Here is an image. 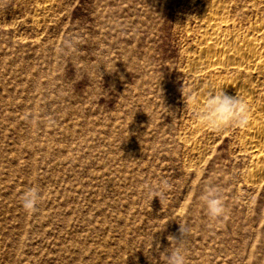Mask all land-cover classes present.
<instances>
[{
  "label": "rangeland",
  "instance_id": "obj_1",
  "mask_svg": "<svg viewBox=\"0 0 264 264\" xmlns=\"http://www.w3.org/2000/svg\"><path fill=\"white\" fill-rule=\"evenodd\" d=\"M215 9L242 37L264 25V0H0V264H167L180 225L186 264H264V78L196 72ZM237 82L252 123L207 129L201 92Z\"/></svg>",
  "mask_w": 264,
  "mask_h": 264
},
{
  "label": "bare ground",
  "instance_id": "obj_2",
  "mask_svg": "<svg viewBox=\"0 0 264 264\" xmlns=\"http://www.w3.org/2000/svg\"><path fill=\"white\" fill-rule=\"evenodd\" d=\"M217 13H220L219 9L213 10L203 18L205 34L203 37V42L200 44L201 48L199 49V54L196 61L197 63L195 64V70H197L196 72L205 73L211 69H230L236 72L237 75H241V73H243L245 74V77L248 78L250 77L249 73L255 71L264 78V52L262 50L264 49V25L253 27L249 30L248 36L242 37L244 34L240 36L236 34L237 32L233 33L232 31L231 33L227 31V27L225 28V21L219 18ZM210 86L205 87L201 92L200 100L198 102L199 108L204 104L209 94L218 91L217 88H211ZM222 89L230 97H235L236 94H238L245 100L247 105H255L258 103L254 99L257 90L251 86L250 83L247 84L244 82H237L235 84H227ZM258 106H261L264 111V99L262 104ZM248 108H250V106ZM260 117L261 119H259L261 121H254L249 128L248 142L251 144L249 146H251L252 151H255L256 154H259V157H263L264 124L262 126V122H264V115H260Z\"/></svg>",
  "mask_w": 264,
  "mask_h": 264
},
{
  "label": "clouds",
  "instance_id": "obj_3",
  "mask_svg": "<svg viewBox=\"0 0 264 264\" xmlns=\"http://www.w3.org/2000/svg\"><path fill=\"white\" fill-rule=\"evenodd\" d=\"M198 116L205 127L222 134L232 127L246 126L249 119V110L241 96L236 94L235 97H230L223 89H220L209 94L204 104L200 107ZM164 187H167L166 182L161 184V188ZM149 194L153 198H157L155 192H150ZM40 199V192L37 188L33 187L25 191L21 197V204L25 212H35ZM200 200L203 202L209 217L219 219L224 215L225 204L223 197L215 186L210 185L200 196ZM186 236L187 228L180 225L179 235L168 237L171 251L166 258L167 264H186L184 255Z\"/></svg>",
  "mask_w": 264,
  "mask_h": 264
}]
</instances>
